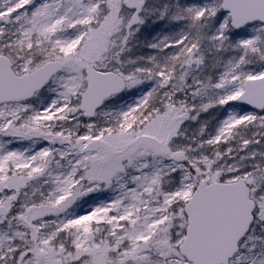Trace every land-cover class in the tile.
Instances as JSON below:
<instances>
[{
	"label": "snow or ice",
	"instance_id": "6c2138e0",
	"mask_svg": "<svg viewBox=\"0 0 264 264\" xmlns=\"http://www.w3.org/2000/svg\"><path fill=\"white\" fill-rule=\"evenodd\" d=\"M0 264H264V0H0Z\"/></svg>",
	"mask_w": 264,
	"mask_h": 264
}]
</instances>
